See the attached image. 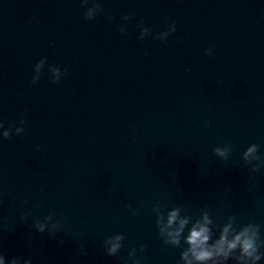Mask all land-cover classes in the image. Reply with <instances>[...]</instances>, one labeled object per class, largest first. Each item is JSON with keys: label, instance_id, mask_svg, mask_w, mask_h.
<instances>
[{"label": "water", "instance_id": "water-1", "mask_svg": "<svg viewBox=\"0 0 264 264\" xmlns=\"http://www.w3.org/2000/svg\"><path fill=\"white\" fill-rule=\"evenodd\" d=\"M99 2L85 20L80 0H0V121L25 120L22 135L0 136V254L132 264L136 249L143 264H182L187 245L163 243L157 201L193 221H251L264 238V168L242 159L253 143L264 157V0ZM165 20L176 31L154 40ZM141 22L152 28L143 41ZM49 65L67 75L52 83ZM226 142L222 161L212 150ZM49 214L64 225L55 237L32 227ZM121 233L108 256L105 239Z\"/></svg>", "mask_w": 264, "mask_h": 264}, {"label": "clouds", "instance_id": "clouds-1", "mask_svg": "<svg viewBox=\"0 0 264 264\" xmlns=\"http://www.w3.org/2000/svg\"><path fill=\"white\" fill-rule=\"evenodd\" d=\"M81 7L85 9L84 19L93 20L97 15L103 13L104 9L99 0H80ZM132 18V14L123 16L125 22ZM165 30L154 35V40L166 41L168 36L176 31L175 21L168 23L165 20ZM118 31L122 35H127V25L121 24ZM152 33V28L143 22L139 25V39L144 40ZM212 49H205V55H211ZM47 58L42 57L35 63L34 74L30 83L35 85L44 70ZM67 68L61 69L57 65H49L48 72L51 76L52 83H58L62 76L67 75ZM24 119L19 121L21 127L12 126L5 128L0 121V136L4 139H11L13 135H22L24 129L22 125ZM213 154L222 161H227L232 152L230 142H226L223 147L213 148ZM242 159L246 165H251V171L257 172L264 168V157L259 155V145L253 143L249 145L242 154ZM128 207V205H125ZM152 211L155 213V225L159 236L165 245L172 247H180L181 241L187 245L180 253V262L182 264H227L231 259L235 264H259L264 260V252L260 249L264 247V238L261 237L260 225L249 221L246 224L237 227V218L228 216L226 222L221 226L217 225L210 218L208 212H203L193 221V217L188 214L182 215L185 211L183 205H178L170 210L167 204L157 201ZM135 215V212L133 213ZM27 214L20 217L21 220L26 219ZM190 225V226H189ZM36 232H47L50 237H55L63 227L60 219L53 221L52 214L44 217L43 220L36 219L32 224ZM217 228L219 234L217 236ZM187 234L185 235V230ZM125 237L121 234H115L104 241L105 252L108 256H116L123 246ZM63 239L58 240V244L62 245ZM145 246H140V251H144ZM129 259L132 264H143V259H137L136 249L129 250ZM0 264H32V259H23L20 256L8 259L5 255L0 254Z\"/></svg>", "mask_w": 264, "mask_h": 264}]
</instances>
